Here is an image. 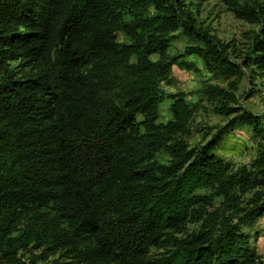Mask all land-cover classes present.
<instances>
[{
  "label": "trees",
  "instance_id": "1",
  "mask_svg": "<svg viewBox=\"0 0 264 264\" xmlns=\"http://www.w3.org/2000/svg\"><path fill=\"white\" fill-rule=\"evenodd\" d=\"M187 1L0 0V247L9 264H23L19 252L34 243L70 260L51 264H264L245 231L264 217V144L237 172L215 153L239 125L263 127L237 106V91L242 67L264 76V0H230L260 27L243 48L198 27ZM179 31L193 45L171 56ZM190 55L234 77L229 88H204L233 119L198 151L181 138L195 114L185 94L171 96L174 118L157 123L163 83L175 65L193 69ZM251 190L255 207L242 216ZM216 195L231 217L209 212ZM194 219L201 230L179 238Z\"/></svg>",
  "mask_w": 264,
  "mask_h": 264
},
{
  "label": "rangeland",
  "instance_id": "2",
  "mask_svg": "<svg viewBox=\"0 0 264 264\" xmlns=\"http://www.w3.org/2000/svg\"><path fill=\"white\" fill-rule=\"evenodd\" d=\"M238 1L244 5L247 2L251 3L252 0ZM187 6L193 12L198 27L209 30L211 34L225 43L237 40L240 48L250 45L252 38L260 28L258 24L237 16L230 0H188ZM176 34L177 37L169 50L171 56L184 54L186 48L193 45L190 37L181 33V31ZM119 38L122 42L129 41V38L124 34H120ZM153 58L158 59V56L155 55ZM187 60L193 65V69H185L175 65L169 81L163 83L167 98L160 105L161 116L157 123L166 124L174 118L172 110L174 99L171 96L185 94L195 114L190 132L181 138L189 143V149L198 151L199 148L213 141L216 134L223 130L233 119V116L220 113L218 105L208 99L204 88L208 85L229 88L234 77L229 78L212 74L197 55H190ZM8 64L15 74L22 69L20 62H10ZM252 68L242 67L241 69L242 78L237 91L239 98L237 106L262 117L263 127H261V133L256 132L253 127L248 125H239L233 132L224 137L215 152L225 162L230 163L236 172L243 168L251 169L252 163L256 160L261 146L264 144V76L253 72ZM4 76L5 70L0 69V80ZM157 160L160 163L169 164L171 156L166 152H161L158 154ZM258 191L251 190L242 196L239 210H244L241 212L242 216L255 207L254 202L257 198L255 193ZM201 193L209 195L211 190H202ZM229 208L228 202L220 195H216L213 205L209 207V212L212 214L224 213L226 217H231L232 211ZM23 220L26 222V217ZM239 222V218L234 219V224H239ZM202 225L203 221L194 219L188 222L183 232L175 234L179 238H187L190 234L198 233ZM245 231L251 232L254 245L257 247L259 254L264 257V217L254 228H245ZM39 244L34 243L19 252L18 258L21 263L51 264L56 260L61 263L70 261L62 255L60 250L56 252L53 247L52 249H45L46 246ZM4 252L5 249L0 247V264H9L8 259L4 257ZM163 252H165L164 248L152 249V254L158 255Z\"/></svg>",
  "mask_w": 264,
  "mask_h": 264
}]
</instances>
